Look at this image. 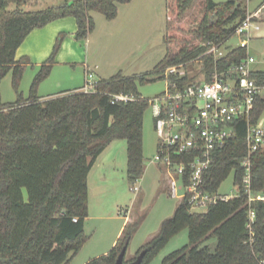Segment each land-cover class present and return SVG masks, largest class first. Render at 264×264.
Listing matches in <instances>:
<instances>
[{"label": "trees", "instance_id": "trees-1", "mask_svg": "<svg viewBox=\"0 0 264 264\" xmlns=\"http://www.w3.org/2000/svg\"><path fill=\"white\" fill-rule=\"evenodd\" d=\"M28 1L0 0V82L12 71L17 91L31 62L28 57L17 60V50L33 30L72 16L77 21V37L86 38L94 28L92 12L114 19L119 4L132 0H62L43 9L25 10ZM166 10V54L154 72L119 73L99 80L94 91H65L41 100L38 87L52 72L53 54L40 66L27 98L19 93L16 101L4 103L0 89V264L69 263L86 240L89 173L113 141L127 140L129 180L142 178L146 167L143 124L150 103L138 91L139 83L161 79L167 67L198 59L210 79L216 66L225 69L247 55L241 46L230 48L218 59L205 54L209 42L226 43L235 35L237 25L249 14L244 0H166ZM252 14L254 21H264V4ZM252 76L264 85V69ZM195 78L187 73L182 80L186 83ZM115 94L133 99L114 101ZM263 111L264 97L259 95L252 121H259ZM236 127L234 138L215 154L204 173L203 188L219 191L233 172L240 195L210 204L204 212L192 211L185 198L134 258L127 260L126 251L125 262L146 250L141 264H148L185 228L189 229V243L167 255L162 264H259L264 258V200L253 203L256 220L250 233L240 167L247 154L246 122L240 120ZM253 189L264 194V148L253 157ZM136 229V223H128L108 253L86 264H115L122 249L128 250ZM210 237L216 238L214 248L203 244Z\"/></svg>", "mask_w": 264, "mask_h": 264}, {"label": "rangeland", "instance_id": "rangeland-1", "mask_svg": "<svg viewBox=\"0 0 264 264\" xmlns=\"http://www.w3.org/2000/svg\"><path fill=\"white\" fill-rule=\"evenodd\" d=\"M146 1L147 4H143L145 1L139 3V9L135 12H127L119 4L120 13L114 19H107L102 13L92 12L94 28L86 38L77 37L78 26L74 17L69 16L62 19L67 22L64 24L65 28L63 26L60 31L54 32V41L52 46L50 45L49 52L35 56L26 66L18 91L13 83L12 71L1 80L2 101L4 103L14 102L19 93L27 98L40 66L53 54L55 61L61 63L55 67L56 69L50 76L40 83L37 91L39 96L82 86L84 88L88 79L99 81L108 80L119 73L132 75L154 72L166 54L164 44L166 0ZM60 2L62 0H39L38 5L30 0L23 7L37 10ZM244 2L248 13H254L264 4V0H244ZM14 6L10 4L9 8L12 9ZM55 22L39 30L53 28L52 26L57 24ZM260 27L262 29L258 31L259 36H252L248 49V53L258 60L256 70L264 69V21L260 22ZM44 38H47V34ZM240 41V37L235 34L228 39L224 47L229 49L238 47ZM58 43L60 46L55 53L54 50ZM22 58L24 57L20 53L16 55L17 60ZM199 67L198 61L191 62L182 67L180 73L193 75L199 71ZM87 72L92 74V77ZM164 74L165 71L163 77L156 81L138 84V91L145 99L151 100L165 90L167 78ZM260 121L264 124V111ZM157 147L158 137L155 131L154 115L149 106L145 112L143 124V156L146 168L142 178L136 183L129 180L126 139H117L105 148L97 158L88 177L89 216L84 230L86 240L68 264H86L90 259L108 253L113 246L111 239L115 237L126 215L132 218L130 223L137 224V230L127 250L126 259L128 260L129 256L135 255L156 235L165 219L174 215L181 199L169 192L165 176L159 166L152 162ZM134 185H139L141 189L138 192L135 191ZM236 191L234 173L231 172L221 184L219 192L235 194ZM183 192L182 186L179 185L178 193ZM189 238V229L181 230L148 264H162L167 255L187 245ZM203 244H209L214 248L216 238L210 237Z\"/></svg>", "mask_w": 264, "mask_h": 264}, {"label": "built area", "instance_id": "built-area-1", "mask_svg": "<svg viewBox=\"0 0 264 264\" xmlns=\"http://www.w3.org/2000/svg\"><path fill=\"white\" fill-rule=\"evenodd\" d=\"M252 15L249 13L235 29V34L241 39L240 46L247 50V55L240 62L222 70L216 66L210 79H206L200 63L199 71L193 74L196 78L186 83L182 78L187 73H180V69L187 64L169 66L164 74L167 78L165 90L148 100L159 137L152 162L164 174L169 192L180 197L181 201L186 198L194 212L206 211L210 204L240 195V188L235 184V194L210 192L203 188V184L204 173L212 165L215 154L234 138L237 122H246L244 141L247 154L240 161V167L243 170L242 186L247 196V228L250 233H253L256 220L253 203L264 200V194L255 193L253 189V157L264 148V124L260 120L252 121L251 116L257 96L264 97V85L252 76L258 60L248 53L251 30L260 29V23L254 21ZM224 44L209 42L205 54H212L215 59L224 57L229 50ZM87 74L92 77V74ZM97 82L88 79L82 90L94 91ZM132 99L125 94L114 95V101ZM179 185L184 190L182 194L178 193ZM140 188L139 185L133 186L137 192ZM259 264H264V258H260Z\"/></svg>", "mask_w": 264, "mask_h": 264}, {"label": "crops", "instance_id": "crops-1", "mask_svg": "<svg viewBox=\"0 0 264 264\" xmlns=\"http://www.w3.org/2000/svg\"><path fill=\"white\" fill-rule=\"evenodd\" d=\"M35 1L36 3H38L39 5V0H33ZM145 1V2H144ZM144 2L143 4H147V1L146 0H132L131 2L129 3H125V4H121L120 6H123L127 12H135L136 10L139 9V5ZM140 3V4H139ZM147 6V5H146ZM24 8V7H23ZM25 10H35V9H31V8H24ZM120 13V9H119V6H118V15ZM62 19L64 18H61V19H57L55 20L57 24H54L52 27L53 28H47L45 30V28L39 30L40 28H37L35 30H33L28 36L27 38L24 40V42L21 44V46L18 48L17 50V54L20 53L23 57H28L31 60H33L35 58V56H40V54H42L43 52L46 54L47 52H49L50 50V45L52 46L53 44V39H54V36H55V33L60 31L64 24H66L67 22H64ZM53 23V22H52ZM72 23V22H71ZM49 25V24H48ZM65 28V26H64ZM261 27L260 29H252L251 30V38H253L252 36H256L258 37L259 36V32L258 31H261ZM38 31V32H37ZM55 32V33H54ZM49 33V35H48ZM47 34V38H44V35ZM256 34V35H254ZM41 35V36H39ZM42 37V38H39V37ZM16 54V55H17ZM38 63H40V61H36ZM59 63L61 62H56L55 63V66L53 67V70L52 72L54 71V69H56L55 67L57 65H60ZM51 72V73H52ZM88 73V72H87ZM50 76V75H49ZM85 86V85H84ZM83 87V86H82ZM82 87H78L76 89H68L66 91H73V90H82L83 88ZM61 92H65V91H61ZM61 92H57V93H52V94H48V95H40L39 97L41 98V100H44V99H47V98H50V97H53V96H56L58 94H60ZM156 131V130H155ZM158 137V135H157ZM158 143H159V137H158ZM146 168V167H145ZM160 169V168H159ZM161 170V169H160ZM162 172V171H161ZM163 174V173H162ZM164 175V174H163ZM165 185V184H164ZM165 187V186H164ZM141 189V188H140ZM132 221V218L129 217L128 215H126V219L124 220V222L122 223V225L119 227L117 233L115 234V237H113L111 239V242H112V245L114 246L118 240V238H120L125 230V226L130 223ZM161 227V226H160ZM137 230V229H136ZM160 230V228H159ZM136 232V231H135ZM159 232V231H158ZM157 232V233H158ZM156 233V234H157ZM155 236V235H154ZM153 238V237H152ZM110 240V239H109ZM112 246V247H113ZM136 255V254H135ZM135 255H131L129 256V259H132L135 257Z\"/></svg>", "mask_w": 264, "mask_h": 264}, {"label": "water", "instance_id": "water-1", "mask_svg": "<svg viewBox=\"0 0 264 264\" xmlns=\"http://www.w3.org/2000/svg\"><path fill=\"white\" fill-rule=\"evenodd\" d=\"M127 248L124 247L120 252L115 264H141L143 262L144 256L146 254V250H143L133 261L125 262Z\"/></svg>", "mask_w": 264, "mask_h": 264}]
</instances>
